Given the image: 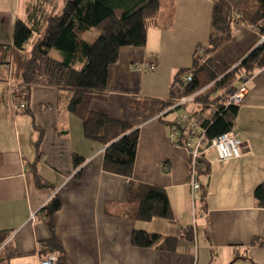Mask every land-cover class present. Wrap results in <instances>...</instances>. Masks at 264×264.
I'll return each mask as SVG.
<instances>
[{"label": "crops", "instance_id": "crops-1", "mask_svg": "<svg viewBox=\"0 0 264 264\" xmlns=\"http://www.w3.org/2000/svg\"><path fill=\"white\" fill-rule=\"evenodd\" d=\"M215 1L157 0V17L144 29L145 38L120 49L106 89L89 103V110L139 128L132 180L163 188L170 218L142 221L128 215L129 179L103 169L105 145L88 137L82 117L69 110L72 91L36 84L30 113L23 115L11 81L0 80V230L9 233V264H39L40 241L51 231L37 212L54 193L62 200L53 222L67 264H264V206L254 197L264 184V67L249 79L231 130L242 142L243 156L219 161L209 149L200 190H192L189 153L169 137L176 113L162 110L176 73L190 67L196 48L209 40ZM62 5L46 1L43 14L59 13ZM39 8L37 0H0V44H13L17 20L31 23ZM261 37L255 28L239 24L211 55V70L203 66L197 76L211 83L226 74ZM38 128L43 132L40 156ZM75 155L84 159L79 177ZM35 162L54 189L36 186L30 170ZM135 230L176 236V248L134 246Z\"/></svg>", "mask_w": 264, "mask_h": 264}, {"label": "trees", "instance_id": "trees-1", "mask_svg": "<svg viewBox=\"0 0 264 264\" xmlns=\"http://www.w3.org/2000/svg\"><path fill=\"white\" fill-rule=\"evenodd\" d=\"M46 1L51 0H37L40 8L30 18L31 23L17 20L13 44H0V80L11 81L18 113H30L31 90L36 84L72 91L69 110L82 117L88 137L105 145L103 169L129 179L128 215L142 221L155 217L170 218L172 210L166 191L132 180L139 128L89 110L90 101L106 89L109 67L118 61L120 49L139 44L145 38L144 29L157 17V0H64L60 13L48 15L43 14ZM42 16L46 26L44 35L29 45L31 38L39 35L38 29L44 22ZM241 23L264 35V0L214 2L209 40L196 48L192 65L176 73L170 97L162 107L165 113L188 109L192 104L168 110L174 104L172 98L175 96L194 94L193 109L205 114V136L208 139L232 130L238 107L224 105L228 96L249 80L256 70L264 67V42H261L237 65L211 83H203L197 76L211 55L233 37L235 27ZM93 29H97L99 35L90 43L85 34ZM52 50L59 51L61 59L52 57ZM186 75L193 76L188 84H184ZM42 139L43 132L38 128V156ZM73 163L77 169L75 176L79 177L84 159L75 155ZM204 167L200 173L207 171L206 164ZM30 170L38 188L54 189L40 174L36 162L30 165ZM254 197L264 206V184L255 189ZM61 207L62 200L58 193H54L37 212L38 219L51 231L49 238L40 241V252L42 256L55 254L56 264H67L66 253L58 244L53 222V215ZM8 238L9 233L0 230V258L5 259L1 264H9L8 259L12 255L5 250ZM131 241L137 247L155 246L172 251L176 248L177 237L135 230Z\"/></svg>", "mask_w": 264, "mask_h": 264}, {"label": "built area", "instance_id": "built-area-1", "mask_svg": "<svg viewBox=\"0 0 264 264\" xmlns=\"http://www.w3.org/2000/svg\"><path fill=\"white\" fill-rule=\"evenodd\" d=\"M261 42H264V35H262ZM192 80V75H186L184 84H188ZM248 81H244L240 88L228 96L224 104L225 106L239 107L243 104L248 92ZM194 100V94H181L172 98L174 104L168 110H174L186 104L192 105L188 109L177 110L175 112L176 117L169 122L168 128L171 140L179 147L184 148L191 157L189 163L190 183L192 190L196 191L202 188L199 176L204 164L207 162L206 153L209 149H214L217 153V159L224 161L231 158H241L243 156V145L232 131L219 134L211 139L206 138V129L204 127L205 114L193 109ZM194 222L196 223V220ZM56 263L57 258L52 253L42 256L39 262V264Z\"/></svg>", "mask_w": 264, "mask_h": 264}, {"label": "rangeland", "instance_id": "rangeland-1", "mask_svg": "<svg viewBox=\"0 0 264 264\" xmlns=\"http://www.w3.org/2000/svg\"><path fill=\"white\" fill-rule=\"evenodd\" d=\"M53 1H56L57 3L59 2L60 3V5H62V4H64V1L63 0H53ZM63 6V5H62ZM61 8L58 10V12L60 13L61 12ZM45 25L43 24L42 26H40L39 27V35L42 37L43 35H44V32H45ZM89 34H87V36L85 37L86 38V40L88 41V42H90V43H92V42H94V40L98 37V35H99V32H98V30L97 29H93L92 31H90V32H88ZM93 34H95L96 35V37H92L91 35H93ZM51 56L52 57H54V58H57V59H61V53L59 52V51H57V50H52V52H51ZM211 68H212V65L211 64H206L205 66H204V69L207 71V72H209V70H211ZM206 74V73H205ZM205 74L203 75V72L202 73H200L199 75H203V77L205 76Z\"/></svg>", "mask_w": 264, "mask_h": 264}]
</instances>
